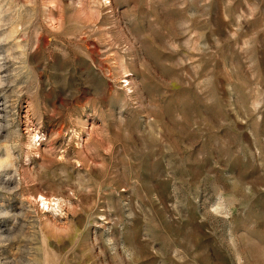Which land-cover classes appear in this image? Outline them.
<instances>
[{
	"label": "rangeland",
	"instance_id": "1",
	"mask_svg": "<svg viewBox=\"0 0 264 264\" xmlns=\"http://www.w3.org/2000/svg\"><path fill=\"white\" fill-rule=\"evenodd\" d=\"M0 264H264V0H0Z\"/></svg>",
	"mask_w": 264,
	"mask_h": 264
},
{
	"label": "bare ground",
	"instance_id": "2",
	"mask_svg": "<svg viewBox=\"0 0 264 264\" xmlns=\"http://www.w3.org/2000/svg\"><path fill=\"white\" fill-rule=\"evenodd\" d=\"M45 198H43L42 200H44ZM46 201V200H45Z\"/></svg>",
	"mask_w": 264,
	"mask_h": 264
}]
</instances>
